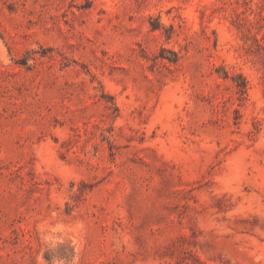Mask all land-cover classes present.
Wrapping results in <instances>:
<instances>
[{
	"label": "rangeland",
	"instance_id": "obj_1",
	"mask_svg": "<svg viewBox=\"0 0 264 264\" xmlns=\"http://www.w3.org/2000/svg\"><path fill=\"white\" fill-rule=\"evenodd\" d=\"M0 264H264V0H0Z\"/></svg>",
	"mask_w": 264,
	"mask_h": 264
}]
</instances>
